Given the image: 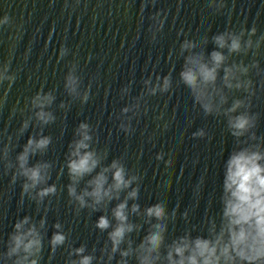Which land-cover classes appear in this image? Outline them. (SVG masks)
Segmentation results:
<instances>
[{
	"label": "clouds",
	"instance_id": "obj_1",
	"mask_svg": "<svg viewBox=\"0 0 264 264\" xmlns=\"http://www.w3.org/2000/svg\"><path fill=\"white\" fill-rule=\"evenodd\" d=\"M209 6L220 11L224 9L225 3L224 0H210ZM151 19L153 25L149 31L154 41L156 34L163 28L164 19L159 12ZM10 23L8 15L0 19V26ZM256 34L255 26L250 30L241 28L238 32L225 30L215 33L210 37L214 45L210 52L187 38L179 47V55L183 57L178 74L179 83L189 90L194 104L199 106L205 116L225 118L226 127L236 141V147L223 164L219 224L214 218H209L206 235L193 236L191 231H186L168 242L167 221L170 216L166 205L157 202L141 209L135 202L139 198L140 175L128 169L120 158L105 164L107 150H98L93 146L94 129L89 123L80 122L74 130V138L68 144L61 171L67 170V195L77 215L82 209L105 213L97 218L94 227L101 233L106 232L107 238L99 249V256L95 255V247L89 252L84 244L79 247L69 245L65 264H111L117 254L120 257L117 264H129L130 259H134L136 264H264V137H258L254 131L259 114L251 111L255 90L249 76L253 69L258 74L264 70L260 69L255 59L247 65L243 61L229 63L234 55L247 56L251 52L256 56L259 53L264 44V35L253 39ZM208 42L209 37H204L202 43ZM67 53L68 49L61 46L59 58L63 59ZM77 67L73 64L68 69L64 89L70 97L83 104L89 99L91 86L81 91ZM16 79V73L11 71L10 59L0 62V85L7 82L10 89ZM143 84L144 91L121 109V116L125 117L126 122L122 121L119 127L125 134L133 131L131 120L140 115L144 96L169 93L173 80L169 73L162 78L157 76L155 82L151 78L145 79ZM8 89H5V97ZM233 91H241L245 95L232 99L230 106L226 107L229 93ZM129 92L130 89L125 87L121 95ZM55 99L53 91L40 90L25 105L27 108L30 104L32 114L23 120L16 136H22L30 125L39 127L41 132L28 137L14 160L10 158V152L15 147L12 136H8L7 142L0 147V164L5 174L11 172L13 183L22 179V200L27 196L37 206L45 198L57 194L56 185L48 184L53 164L45 160L31 163L33 157L44 155L52 143V137L44 135L42 129L56 120L54 113L48 110ZM2 103L3 99H0ZM59 107L64 109L67 105L61 102ZM24 110L22 108L20 112ZM144 112H147L146 107ZM192 135L194 138H203L206 133L198 129ZM163 158L162 152L156 155L157 160ZM165 163L169 164L170 161ZM82 182L83 187H80ZM113 201L117 203L111 207L109 216L107 211ZM132 215L142 218L143 224L148 225L139 243L130 238L133 232L139 233L142 228L141 223L130 220ZM46 224L45 217L39 221L29 215L17 219L8 235L6 251L0 252V264H40ZM52 227L55 230L48 240V246L51 253H55L66 244L68 234L60 222L54 223Z\"/></svg>",
	"mask_w": 264,
	"mask_h": 264
},
{
	"label": "water",
	"instance_id": "obj_2",
	"mask_svg": "<svg viewBox=\"0 0 264 264\" xmlns=\"http://www.w3.org/2000/svg\"><path fill=\"white\" fill-rule=\"evenodd\" d=\"M261 35H264V0H251Z\"/></svg>",
	"mask_w": 264,
	"mask_h": 264
}]
</instances>
